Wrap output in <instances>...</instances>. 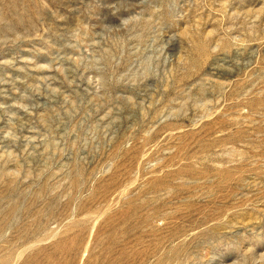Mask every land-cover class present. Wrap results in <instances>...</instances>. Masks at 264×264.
<instances>
[{"label":"rangeland","instance_id":"1","mask_svg":"<svg viewBox=\"0 0 264 264\" xmlns=\"http://www.w3.org/2000/svg\"><path fill=\"white\" fill-rule=\"evenodd\" d=\"M0 264H264V0H0Z\"/></svg>","mask_w":264,"mask_h":264}]
</instances>
